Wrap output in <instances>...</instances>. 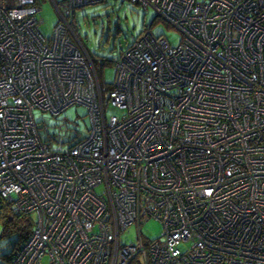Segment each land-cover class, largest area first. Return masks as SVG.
I'll list each match as a JSON object with an SVG mask.
<instances>
[{
  "label": "built area",
  "instance_id": "obj_1",
  "mask_svg": "<svg viewBox=\"0 0 264 264\" xmlns=\"http://www.w3.org/2000/svg\"><path fill=\"white\" fill-rule=\"evenodd\" d=\"M53 1L47 36L41 0H0V198L34 216L11 264H264V0H131L181 41L147 24L111 83L74 29L108 0Z\"/></svg>",
  "mask_w": 264,
  "mask_h": 264
},
{
  "label": "rangeland",
  "instance_id": "obj_2",
  "mask_svg": "<svg viewBox=\"0 0 264 264\" xmlns=\"http://www.w3.org/2000/svg\"><path fill=\"white\" fill-rule=\"evenodd\" d=\"M57 1L61 3L62 7L63 0ZM40 17L43 19L42 32L51 36L60 17L53 0H41ZM152 22H154L153 31L156 34H165L173 45L180 43V33L158 18L153 8H146L131 0H108L103 4L77 9L74 29L91 54L112 60L138 37L147 24ZM98 67L102 81L114 82L115 67L113 64L108 63L102 67L99 64ZM46 117L49 122L55 121L54 118H50L49 114H46ZM58 119L72 124L84 132L91 124L88 108L85 106H71ZM2 230L3 225L0 221V235ZM163 231L164 226L160 221L149 219L142 224L141 231L137 224H133L122 233L121 238L123 242H135L143 233L145 237L155 239L161 237ZM15 241V235L10 239L0 237V252L10 253ZM0 262L7 264L2 257H0Z\"/></svg>",
  "mask_w": 264,
  "mask_h": 264
},
{
  "label": "trees",
  "instance_id": "obj_3",
  "mask_svg": "<svg viewBox=\"0 0 264 264\" xmlns=\"http://www.w3.org/2000/svg\"><path fill=\"white\" fill-rule=\"evenodd\" d=\"M92 56L96 64L98 66L100 64V67H102L108 63L112 65L120 55L115 58L113 57L112 60L93 54ZM0 221L3 225V230L0 237H8L10 239L12 236H16V241L13 244L14 246L12 251L6 254L0 252V257H2L7 262V264H11L18 252L23 248L26 242H28L30 235L32 234L34 227V216L16 212L10 202L0 198ZM0 264L5 263L0 262ZM133 264L143 263L141 260H136Z\"/></svg>",
  "mask_w": 264,
  "mask_h": 264
}]
</instances>
